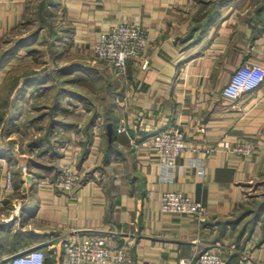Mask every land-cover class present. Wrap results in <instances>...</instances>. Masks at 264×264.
Instances as JSON below:
<instances>
[{
	"label": "crops",
	"instance_id": "crops-1",
	"mask_svg": "<svg viewBox=\"0 0 264 264\" xmlns=\"http://www.w3.org/2000/svg\"><path fill=\"white\" fill-rule=\"evenodd\" d=\"M215 1L60 0L49 70L44 58L21 64L40 39L17 36L28 0H0V264L33 248L44 264H66L65 244L89 235L124 244L126 264H178L203 250L224 264H264V84L238 99L222 94L239 64L264 65V2ZM118 22L142 24L147 44L123 75L103 78L96 105L67 88L66 73ZM172 127L195 150L164 179L152 137ZM242 138L253 154L231 149ZM193 156L202 176L187 165ZM64 164L81 175L72 190L55 184ZM164 189L200 200L204 218L162 211Z\"/></svg>",
	"mask_w": 264,
	"mask_h": 264
},
{
	"label": "built area",
	"instance_id": "built-area-1",
	"mask_svg": "<svg viewBox=\"0 0 264 264\" xmlns=\"http://www.w3.org/2000/svg\"><path fill=\"white\" fill-rule=\"evenodd\" d=\"M148 40L146 29L139 22H118L108 31L102 32L93 43L95 58L103 61L116 75H123L127 69V59L140 55ZM264 84V65L259 62H243L231 73L228 82L222 87V94L229 99H238ZM119 130L125 128H118ZM156 158L164 179H171L176 166V157L187 150H195L186 144L184 133L176 127L156 132L152 137ZM228 146L226 141L220 143ZM235 152L249 155L256 150L250 138L236 140L231 146ZM187 165L193 166L199 175L204 174L203 164L198 157H189ZM27 171L25 165L22 166ZM81 175L69 164H64L55 178L57 187L72 190L80 181ZM11 183V175L5 176V184ZM6 187L0 186V198ZM160 209L169 213H185L197 221L204 218L205 205L191 195L179 190L164 189L160 192ZM66 264H126L127 249L124 244L109 246L103 236L89 235L83 239L71 240L65 244ZM45 252L33 248L12 255L8 264H44ZM178 264H224L221 254L213 250H203L194 257H181Z\"/></svg>",
	"mask_w": 264,
	"mask_h": 264
},
{
	"label": "rangeland",
	"instance_id": "rangeland-1",
	"mask_svg": "<svg viewBox=\"0 0 264 264\" xmlns=\"http://www.w3.org/2000/svg\"><path fill=\"white\" fill-rule=\"evenodd\" d=\"M229 1L225 3H228ZM59 2L60 0H28L26 4L22 16L23 22L16 30L18 33L17 36L25 37L28 35L30 36L28 38L29 40L34 39L35 37L40 38L39 40L37 39L36 41L28 43L26 45L27 47L23 49L24 52L27 51L26 48H32L30 50L31 53L27 52L29 59L31 58L32 61H24L21 63L25 64L28 62V68L34 66L41 67V59L43 58L45 59L44 69L47 68L51 70L53 67L50 61L55 52L54 41L55 35H57L58 23H61L59 19L61 14ZM262 2H264V0H240L238 3L241 5H250ZM55 66H57V64ZM78 66H80V68L75 69L76 73H66V76H68L66 79L67 88H75V90L85 95L86 99L90 98L93 104L102 105L103 96L105 95L104 88H102V85L105 82H103V78L109 81L111 80V68L100 59L95 58L93 53L89 55L87 59L81 60V63ZM18 69L25 70L26 67L19 65ZM53 76L54 77L52 80L50 79L49 82L52 84L58 83V74Z\"/></svg>",
	"mask_w": 264,
	"mask_h": 264
},
{
	"label": "water",
	"instance_id": "water-1",
	"mask_svg": "<svg viewBox=\"0 0 264 264\" xmlns=\"http://www.w3.org/2000/svg\"><path fill=\"white\" fill-rule=\"evenodd\" d=\"M106 128H107V132L110 133L111 130H112V124H111V122H108V123L106 124Z\"/></svg>",
	"mask_w": 264,
	"mask_h": 264
},
{
	"label": "trees",
	"instance_id": "trees-1",
	"mask_svg": "<svg viewBox=\"0 0 264 264\" xmlns=\"http://www.w3.org/2000/svg\"><path fill=\"white\" fill-rule=\"evenodd\" d=\"M227 1H229V0H216L215 1V5H217V4H220L221 5L222 3L227 2Z\"/></svg>",
	"mask_w": 264,
	"mask_h": 264
}]
</instances>
